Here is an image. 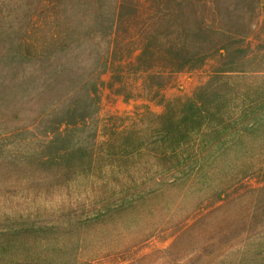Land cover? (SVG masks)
I'll list each match as a JSON object with an SVG mask.
<instances>
[{"label":"trees","instance_id":"16d2710c","mask_svg":"<svg viewBox=\"0 0 264 264\" xmlns=\"http://www.w3.org/2000/svg\"><path fill=\"white\" fill-rule=\"evenodd\" d=\"M25 2L21 14L8 15L5 34L0 32L5 47L0 51V103L5 102L2 97L15 99L26 91H46L48 98L27 126L21 125L28 117L20 100L12 107L10 102L0 105V121L13 127L7 129L13 138L36 125L49 128L39 135V151L16 158L4 156L6 144L4 149L1 145L0 176H26L29 187L39 180L68 187L78 177L94 185L99 177L93 169L98 168L101 181L106 180L98 184L102 196L94 195L87 203L79 198L61 202L46 213L48 221L19 216L1 223L0 264H88L92 259L83 253L101 244L107 230L117 233L124 250L173 230L164 254L172 257L169 263L180 264L184 249L170 250L179 247L187 221H197L214 204L229 201L234 190L237 196L243 194L249 169L256 176L264 173L263 161L246 167L243 160L246 150L252 153L254 148L247 147L246 135L260 141L264 132V97L256 93L247 98L244 93L250 84L257 91L264 82V47L254 43L260 37L250 35L248 19L263 1L214 0V12L202 0ZM91 52L95 67L80 73L75 59ZM197 73L206 78L190 95H163L176 76ZM127 76L136 77L138 98L156 101L161 113L142 114L130 129L109 135L101 147L91 140L81 148V142L72 145L70 138H61L69 128L88 125L100 89L132 100L123 95ZM36 80L43 86L40 90ZM237 106L239 114L231 119ZM205 127L209 135L196 143ZM260 144L255 158L263 155V139ZM234 149L240 155L231 160ZM105 170L109 173L101 176ZM174 205L168 221L165 212L152 220L156 207L170 211ZM126 235L131 236L128 244ZM192 245L184 247L186 253L202 248Z\"/></svg>","mask_w":264,"mask_h":264},{"label":"rangeland","instance_id":"374dc122","mask_svg":"<svg viewBox=\"0 0 264 264\" xmlns=\"http://www.w3.org/2000/svg\"><path fill=\"white\" fill-rule=\"evenodd\" d=\"M26 0H0V32H6L8 28V15L21 14L22 8L25 6ZM207 2L208 9L214 12L212 2L214 0H202ZM261 8L255 12H249V27L250 35L253 33L255 37L259 36L258 40L254 43H261L264 47V0ZM203 8V9H202ZM205 9L204 6L201 7ZM247 10V9H246ZM244 11V8H243ZM21 12V13H20ZM20 15H18L19 17ZM2 39V37H1ZM1 42V40H0ZM5 47L0 43V51L3 52ZM94 52H91L88 56L86 54L79 53L78 59L75 62L81 70L79 72H87L95 67ZM264 59V58H260ZM82 67L84 70H82ZM206 78L205 73L197 74H180L175 77L172 86L165 89L162 93L166 98H174L180 95H190L193 89L203 82ZM104 81H107V76L103 77ZM136 77H126V89L123 91V95L130 97L128 100L117 97L114 93L108 90L100 89L98 92V103L92 109V118L89 120L88 125L78 128H69L66 133H62V139H69L68 141L76 144L81 142V148H86L91 144V140L98 145V147L104 146L106 139L114 131H121L123 129H130L143 114L151 113L157 115L161 113L162 107L155 102L148 101L145 98L139 99L140 92L137 93L138 87L136 86ZM37 81V80H36ZM37 89H41L40 81L34 84ZM256 85V84H255ZM246 96H256V93L264 97V82L260 83L258 90H255V86L250 84L245 87ZM4 103H0L3 107L8 104V107H12L20 100L21 111L24 117H28L23 121V126H27L31 122V118L34 114L39 113L41 110V104L45 103L48 98L46 91L43 95H36L31 91H26L18 94L15 99L9 97H2ZM240 106H237L233 110V114H230L231 119H235L239 114L236 110ZM264 109V103L262 107ZM13 128L11 125L0 121V148L6 144L3 150L4 156L12 155L14 157L22 156L21 154L30 151H39L42 145L40 139V133L43 129H47V126H33L22 132L19 137L13 138L7 133V129ZM219 129V128H218ZM230 127L226 132L230 131ZM202 135L207 137L209 135V129L205 127L195 137V142L201 139ZM5 138V139H3ZM247 147L253 148L252 153L246 150L243 160L246 167H251L256 163V160L263 161L264 165V152L259 158H255L253 154H259V146L261 145V139L264 142V132L260 136V141L253 140L252 137L246 135ZM232 141V140H231ZM234 143L237 142V138L233 137ZM255 141V142H254ZM15 142L19 146L13 148L11 144ZM63 145L62 140L57 141ZM56 142V143H57ZM55 143V144H56ZM254 143V146H253ZM78 146V145H77ZM75 146V148H77ZM79 147V146H78ZM198 149V146H197ZM262 149V148H261ZM235 150V149H234ZM237 150L231 152L228 156L229 159L235 160L239 157ZM198 152V150H197ZM255 158V159H254ZM264 167V166H263ZM129 168V167H128ZM131 171L132 169L129 168ZM122 172L125 167H120ZM101 172V176L109 173L108 170ZM9 173V170H8ZM100 169H93V175L99 177L96 182L101 183L106 179H102L99 176ZM257 172H255L256 174ZM249 169L244 179L243 184L245 191L239 195L238 191H232V198L224 203L214 204V210L207 214H202L198 217L197 221H187V228L185 229L182 239L178 242L179 247L171 249L172 252H178L184 249L183 264H264V173L255 175ZM95 178V177H94ZM258 179L255 181V179ZM26 176L11 174L6 177L4 174L0 176V224L7 219H15V217L29 216L32 221L40 223L42 221H48L50 217L46 215L47 212L56 210L61 202H67L69 199L79 198L84 201L90 202L94 195L99 194L98 184H92L89 178L78 177V179L71 183L68 187H51L47 186L44 181L32 183V187ZM101 181V182H100ZM111 181V179H109ZM260 183V184H258ZM94 193V194H93ZM100 195V194H99ZM102 196V194L100 195ZM104 197V196H103ZM185 204H187L185 202ZM178 205L167 211H160L158 209L157 214L154 212L155 218L158 219L161 216L160 213L165 212L164 219L167 220L171 212ZM185 206V205H183ZM187 206V205H186ZM163 215V214H162ZM132 217V218H131ZM133 211H130L128 215L129 221H133ZM172 222L177 221L178 216L172 218ZM168 221V220H167ZM48 223V222H47ZM106 224V223H105ZM111 227L109 223L106 224ZM173 230H167L166 232L151 237L145 242L138 245L136 248L122 249L120 239L117 237V233L113 230H107L105 233L104 241L101 244L91 245L90 249L85 251L83 258L87 257L92 259L88 264H171L169 259L171 256H165L164 252L169 250V245L172 243L171 234ZM131 236L126 235L124 240L128 241ZM128 244V243H127ZM202 245L195 252L186 253L185 248H190L193 245ZM185 247V248H184ZM174 253L172 255H174ZM186 253V254H185ZM91 255V258H89ZM132 260V262H130Z\"/></svg>","mask_w":264,"mask_h":264}]
</instances>
